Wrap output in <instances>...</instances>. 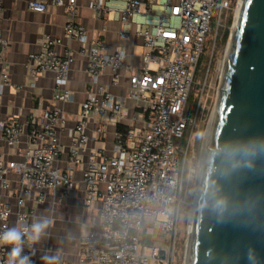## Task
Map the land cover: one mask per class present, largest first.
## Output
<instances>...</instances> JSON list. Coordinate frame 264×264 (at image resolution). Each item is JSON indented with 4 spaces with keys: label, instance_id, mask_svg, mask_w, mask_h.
I'll use <instances>...</instances> for the list:
<instances>
[{
    "label": "built area",
    "instance_id": "obj_1",
    "mask_svg": "<svg viewBox=\"0 0 264 264\" xmlns=\"http://www.w3.org/2000/svg\"><path fill=\"white\" fill-rule=\"evenodd\" d=\"M4 1L0 0L1 86L10 81L6 59L9 42L2 29ZM241 4L238 0L236 17ZM50 6L65 9V37L78 42L79 47L60 55L57 45L61 40L45 36L40 50L29 55L27 69L32 87L39 75H55L57 103L27 123L13 118L0 120V139L8 147L16 148L26 136V147L19 151L18 159L0 158V231L11 227L13 218L16 224L31 223L38 217L47 192L55 196L59 190L61 197L76 195L75 173L80 170L84 206L93 210L100 203L101 207L79 240L77 264H170L172 254L166 251L162 257L152 243L145 244L142 229L145 217H150L154 218L150 227L177 232L186 202L185 179L194 176V169L188 167L189 150L208 76L194 116L187 119L185 110L201 60L212 45L207 75L211 68L223 12L234 6L231 0H90L96 18L106 19L113 13L121 23L122 43L112 53L103 38L90 36L78 22L79 0L28 2L30 10L40 13ZM134 37L145 49L136 65L128 61L126 44ZM75 54L87 60L91 90L80 105L75 126L69 129L71 143L64 161L66 148L59 130L68 127L62 105L75 99L67 88ZM107 75L110 82L103 83ZM123 79H127L126 94L116 95L111 88L119 87ZM129 102L135 109L131 116ZM96 119L90 138L88 130ZM110 124L116 127V136L108 156L103 147L89 148V142L102 143ZM121 124L128 126L126 132L118 130ZM188 129L189 141L182 145L180 140ZM13 174L21 187L16 209L4 199L14 195ZM7 251L0 247V264H6ZM24 253L28 254L27 248ZM32 261L40 264L37 251Z\"/></svg>",
    "mask_w": 264,
    "mask_h": 264
},
{
    "label": "water",
    "instance_id": "obj_2",
    "mask_svg": "<svg viewBox=\"0 0 264 264\" xmlns=\"http://www.w3.org/2000/svg\"><path fill=\"white\" fill-rule=\"evenodd\" d=\"M217 109L189 264H264V0H242Z\"/></svg>",
    "mask_w": 264,
    "mask_h": 264
},
{
    "label": "crops",
    "instance_id": "obj_3",
    "mask_svg": "<svg viewBox=\"0 0 264 264\" xmlns=\"http://www.w3.org/2000/svg\"><path fill=\"white\" fill-rule=\"evenodd\" d=\"M29 1H4L6 10L2 19V29L4 38L9 42L6 59L10 81L8 85H0V120L13 118L22 123H27L32 116H41L43 110L52 108L57 103L55 95L58 89L55 75L51 72L39 75L36 86L32 87L30 85L31 77L27 69L29 55L40 50V42L45 36L61 40V43L57 45V51L60 55H65L70 48L77 50L79 47L78 42L68 40L65 37L64 27L67 16L64 8L50 6L46 12L40 13L29 9ZM45 1L49 2L50 0ZM89 2L90 0H79L78 22L85 26L90 36L103 38L106 49L112 53L122 43L119 34L121 23L114 17L96 18L89 7ZM138 43L136 37L126 42L130 54L128 61L135 65L141 55L137 53ZM86 70L87 60L75 54L67 85V88L74 93L75 99L71 103L62 105L68 116V127L59 130L61 142L66 148L62 156L64 161L68 160V149L71 143L69 129L75 126L80 105L91 90L90 78ZM102 82L109 83V75L104 76ZM126 89L127 79H123L119 87L111 88L116 95H125ZM129 110L130 116L135 113L133 102H129ZM97 124V119L91 124L88 130L90 138H93V128ZM115 136L116 127L110 124L107 127L103 142L97 143L90 139L89 148L103 147L106 154L111 156ZM25 139L26 136L16 148L8 147L0 139V158L6 161L18 159L19 151L26 147ZM85 156L87 157V153ZM75 177L78 181L76 195L61 197L60 192H56L55 196L53 192H47L45 203L38 207V217H46L53 221L52 226L47 230V236L35 246L40 264H42L40 258L44 254L58 255L59 264H77L79 240L90 229L93 217L99 215L100 203L93 210H88L84 206L82 172L76 170ZM12 180L14 195L6 196L4 199L16 209L17 194L21 187L16 175H12ZM31 204L29 201V205ZM59 204L66 205L67 209H60ZM14 225L16 223L13 218L11 227Z\"/></svg>",
    "mask_w": 264,
    "mask_h": 264
},
{
    "label": "rangeland",
    "instance_id": "obj_4",
    "mask_svg": "<svg viewBox=\"0 0 264 264\" xmlns=\"http://www.w3.org/2000/svg\"><path fill=\"white\" fill-rule=\"evenodd\" d=\"M233 1V0H231ZM234 9H227L223 12V19L221 28L219 31V36L221 34L222 28L228 23L232 17L231 24L228 28V39L225 43L218 42L214 53L211 68L207 75L209 69V63L211 59V54L213 51V46L206 50L205 56L206 60L200 66L198 73L196 74L195 83L191 90V94L187 103L185 110V117L190 119L196 113L198 103L200 100L201 91L207 77V84L205 86V92L202 97V105L199 110V115L197 118V124L194 129L193 137L191 139L189 158H188V167L194 169L193 179H189L186 176L185 184L187 187L186 192V202L182 204L181 207V217L177 232L175 234L174 248L172 253V263L171 264H187V255L190 245V221H191V205L195 203L198 196V187L199 181L202 173L203 159L205 154V144L207 142L208 134L210 132L214 112L217 109L218 97L220 86L222 82V72L224 69V64L228 50L230 47V38L236 21V5ZM114 17V14L111 13L108 18ZM137 39V38H136ZM143 52V47L139 46L137 53L140 55ZM134 126L137 124L133 123ZM190 130L188 129L185 133V136L181 141L182 145H185L189 141ZM59 193V190L57 191ZM60 209H67L66 205L59 204ZM193 209V207H192ZM163 217H160L162 220ZM154 218L145 217V222L142 229V236H145L147 233H151L153 236L152 245L157 247L159 250L170 251L172 233L166 232L160 228L150 227V223ZM168 264V262H165Z\"/></svg>",
    "mask_w": 264,
    "mask_h": 264
},
{
    "label": "clouds",
    "instance_id": "obj_5",
    "mask_svg": "<svg viewBox=\"0 0 264 264\" xmlns=\"http://www.w3.org/2000/svg\"><path fill=\"white\" fill-rule=\"evenodd\" d=\"M224 201L217 202V207L223 210ZM53 221L46 217H35L31 223L20 222L0 231V247L10 248L7 251L6 264H33L32 257L36 255L35 246L47 236V230ZM25 248L28 254L24 253ZM42 264H59L58 255L44 254Z\"/></svg>",
    "mask_w": 264,
    "mask_h": 264
},
{
    "label": "bare ground",
    "instance_id": "obj_6",
    "mask_svg": "<svg viewBox=\"0 0 264 264\" xmlns=\"http://www.w3.org/2000/svg\"><path fill=\"white\" fill-rule=\"evenodd\" d=\"M240 12V8L238 10V15ZM238 15L234 24V28L237 24V20H238ZM229 53H230V47L228 50V54L226 56V60H225V64H224V69H223V74H222V79L224 78L225 72H226V68H227V64H228V59H229ZM218 104V103H217ZM217 110L214 112V116H213V120H212V124H211V128H210V132L208 134V138H207V142L205 144V154H204V159H203V166H202V173H201V177H200V181H199V187H198V196L196 198L195 203L193 204V209H192V214H191V221H190V233H191V238H190V245H189V249H188V255H187V264L190 263V253H191V244H192V236H193V232H194V228H195V223H196V216H197V211H198V204H199V199H200V193L202 190V185L204 182V178L206 175V171H207V167H208V161L210 158L211 153L213 152V136H214V131H215V126H216V120H217Z\"/></svg>",
    "mask_w": 264,
    "mask_h": 264
},
{
    "label": "trees",
    "instance_id": "obj_7",
    "mask_svg": "<svg viewBox=\"0 0 264 264\" xmlns=\"http://www.w3.org/2000/svg\"><path fill=\"white\" fill-rule=\"evenodd\" d=\"M231 2H232V6H235L237 0H233ZM232 17H233V15H232ZM232 17L230 18V20L228 21V23L222 28L221 34L218 37L217 45H218V42L225 43L227 41V39H228V28H229V25L231 24ZM205 60H206V56L204 55L203 58H202V60H201L200 66H201V64L203 62H205ZM200 66L198 68V71L200 69ZM198 71H197V73H198ZM127 128H128V126L127 125H123V124H121V125L118 126V130L120 132H126Z\"/></svg>",
    "mask_w": 264,
    "mask_h": 264
},
{
    "label": "flooded vegetation",
    "instance_id": "obj_8",
    "mask_svg": "<svg viewBox=\"0 0 264 264\" xmlns=\"http://www.w3.org/2000/svg\"><path fill=\"white\" fill-rule=\"evenodd\" d=\"M170 247H171V245H170ZM173 248H174V245H173V247H172V250H170L169 252L172 254L173 253ZM171 263H172V258H171V261H170ZM170 263V264H171Z\"/></svg>",
    "mask_w": 264,
    "mask_h": 264
}]
</instances>
